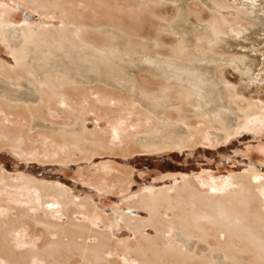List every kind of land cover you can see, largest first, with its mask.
<instances>
[{"label":"bare ground","instance_id":"6f19581e","mask_svg":"<svg viewBox=\"0 0 264 264\" xmlns=\"http://www.w3.org/2000/svg\"><path fill=\"white\" fill-rule=\"evenodd\" d=\"M17 1L58 17L62 22V27L58 29L18 27L4 16L0 8V31L16 59L14 68L6 69L0 65V113L12 116L24 114L30 131L54 130V134H48L51 137L45 132L46 139L59 141L65 152L60 156L42 151L45 160L71 161L74 152H80L84 157L101 152L113 153L115 147L111 142L115 138L122 139L123 133L133 144L126 151L123 149L128 154L139 150L160 152L191 147L202 143L207 135L214 136L212 142L218 144L248 127L256 115L259 119L264 118V0H126V12L134 22V29L131 27L133 32L128 29L132 33L113 24L115 22L98 23L97 10L109 18L123 11L114 4H104V0H96L98 7L90 0ZM82 2L88 3L89 7L81 6L79 3ZM191 5L200 6L201 11H193L199 7L190 11ZM166 6L174 8L172 20L158 13L159 7ZM204 13L210 18L206 26L210 29L203 24L201 27L205 30L201 27L199 30L197 19H201ZM200 22H203L202 19ZM144 23L161 28L156 31L155 45L150 43L144 50L149 68L140 66L138 51L135 50L137 43L134 42L143 38L140 32L145 29ZM164 34H169L171 44L160 37ZM115 40H122L123 46L121 52L117 49L116 55L106 51L119 48ZM229 69L239 71L240 76L251 74L249 80L257 90V96L241 94L244 87H237L226 78ZM140 74H143L140 77L145 80L143 83L138 80ZM95 84L134 98L140 103L144 118L147 117L151 123L143 120L136 127L131 123L132 131L126 133L125 127H122L123 118H120L117 109L107 107L105 102L113 91L96 86L91 89ZM152 84L156 88H152ZM49 108L61 112L62 117L73 118L75 125L66 127L67 121L63 126H48L45 125L48 119L44 124L38 122L41 118L43 122L54 112L49 113L52 110ZM88 114L113 122L112 139L96 130H88L85 125ZM132 117L137 116L130 114L125 122ZM14 119L17 121V118ZM15 125L13 127L17 128ZM0 130L13 149L21 148V151L27 152L39 150L28 147L27 141L31 136L22 129L13 130L0 125ZM40 133H35L36 138H40ZM50 146L58 148L56 144ZM107 177L94 185L103 190L124 191L130 182L129 177L113 175L114 186H111L112 183L108 186ZM168 178H174L173 186L146 189L136 198L135 206L147 210L149 220L134 219L132 216L124 218L129 230L136 235L137 242L131 246L124 245L126 256H123L122 264H264V179L261 175L240 176L230 181L232 183L226 185L228 188L209 186V189H203L202 184L200 186L193 178L182 177L180 182L175 176ZM4 179H0V184H5L7 179ZM8 183L11 185L14 181ZM19 183L18 191L22 194V187L30 185L26 190L34 192L38 200H46V196L50 195L55 197L58 207L60 205L64 209L60 213L64 212L68 219L66 224L59 223L58 219V222L51 220L49 223L46 216L52 214L45 210L46 204L34 205L30 202L31 196L23 194L21 200L14 201H18L21 204L18 207L22 208L21 213H17L18 219H1L0 213L2 264H75L78 260L86 264H115L109 257L111 252L117 251L113 250L116 248L114 235L109 231L100 232L90 220L77 223L76 218L71 216L76 212L72 207L77 202L69 198V191L30 178ZM77 205L83 206L80 203ZM84 206L89 210L93 205L87 207L84 203ZM124 216L118 217L123 219ZM27 220L42 226L44 230L41 231L50 233L54 240L40 247L25 243L29 248L24 249L23 239L20 242L23 232L18 229ZM109 224L114 226L111 219ZM148 227L154 228V237L145 234ZM93 237L98 238L95 239L97 244L91 243ZM118 253L120 255L121 252ZM123 258L121 256L120 259Z\"/></svg>","mask_w":264,"mask_h":264},{"label":"rangeland","instance_id":"374dc122","mask_svg":"<svg viewBox=\"0 0 264 264\" xmlns=\"http://www.w3.org/2000/svg\"><path fill=\"white\" fill-rule=\"evenodd\" d=\"M86 1H88V0H86ZM90 1L94 4H96V6H97L96 0H90ZM103 2H105L104 4H106V3L107 4L110 3L111 5L114 4V6H116L117 8H119L123 11L121 14H116V15L112 16L111 17L112 19H111L109 17H106V15H103L100 11L97 10L96 13H97V16L99 18L96 17V19L98 21L99 20L101 21V22L99 21L98 23H104V24L110 23V24H112L113 22H115L113 24H115V25L117 24V26H122L123 29H125V30L130 29L132 31L134 29V27H133L134 22L131 19V17L128 16V14L126 12L127 8H128V3L126 0H120L118 2H116L114 0H104ZM79 4L80 5L82 4L81 6L85 5V7H89L88 3L86 4L85 2H82ZM79 4L77 5L78 7L80 6ZM170 7H173V6H166V7H161V8L159 7L158 13L167 17L169 20H172L173 19L172 17L175 15V13H174V8H170ZM194 7L195 8L199 7V8L194 9ZM0 8H1V10H3L4 16L10 22H12V23L14 22L13 24L17 25L18 27H23V25H24V27L29 26V28H34V29H37V28H40V29L41 28L58 29V28L62 27V24H61L62 22H61L60 18L58 19V17L55 18V16L43 13V11H41V10H34L32 5H27V4L24 5V3H21L17 0L16 1L15 0H0ZM169 8L171 10L173 9V11H171ZM192 9H194L193 11H197V12L201 11V7L198 5H191V8H189V10L192 11ZM89 10L91 12V9H89ZM206 15H208V14L203 15L201 18L203 22H200L201 19H197V21H199L198 22L199 23V27H198L199 30H200L201 25L203 26V24H204V27H206L207 24L210 23V21H208V20H210V18L207 17ZM195 18H197V17H195ZM134 19H135V17H134ZM109 20H111V21H109ZM169 22L170 21H167L166 23H169ZM198 23L196 22V24H198ZM161 24L164 25L163 22H161ZM159 25H160V22H159ZM144 26H145V29H143L140 32L141 35L143 36V38L141 40L135 39L134 42L137 43L135 46V50L138 51L139 62H141L140 66L145 67V68H149V67H147L148 64L145 62L144 50L147 48V46L150 43L155 45V41L158 37L156 31L158 29H161V28H158L155 25L154 26L149 25L148 23L147 24L144 23ZM204 27H201V30H205ZM206 29H210V28L206 27ZM130 30H128L127 32H131ZM227 32H228V29H227ZM168 36H169V34H164V35H161L160 37L167 44H171V38ZM4 38L5 37L3 36V33L1 32V34H0V65H2L3 67L5 66L6 69L14 68L16 66V64H15L16 59L14 58V53H12L13 50L8 45L7 40ZM114 42H116L118 45H120L119 48H116V47L109 48V49H106V51H111L112 54L116 55L117 49H119L121 52V49L123 48V46L121 45L122 40H115ZM252 55H253V53H252ZM137 62H138V58H137ZM119 65L122 66L121 63ZM239 73L240 72L237 70L229 69L226 72V78L232 84H235L237 87L239 85H242L244 87L243 90L240 91L241 94H243L245 96L256 97L257 96L256 95L257 90H255V88H253L254 85H253L252 81L249 80L251 74L248 75L247 73H243V75L240 76ZM142 75L143 74H140L137 77H138L139 82L143 83V81H145V80L143 78H140V77H142ZM147 81H149V80H147ZM146 83L148 84L149 82H146ZM94 86L99 87L101 90H103V89L106 91L112 90L113 95H118V97H121L119 99H115V97L113 95H109L108 98H106L105 102H106L107 107L109 105L110 108L112 107L114 109L115 108L117 109V112H119V114H120V118L121 119L123 118L124 122H123L122 127L123 128L125 127L124 130L126 131V133H127V131H128V133H130L132 131L130 129L131 123H134L133 124L134 127L138 126L139 123H141V121H143V120L147 121L148 123H151L150 122L151 120L148 121L147 117H145L146 119L144 118L142 108L140 107L141 106L140 103H138L136 100H134V98L132 99L131 96H129V95H127L121 91H118L116 89L113 90V88H110V89L107 87L105 88L102 84H95L92 86L91 89L95 88ZM154 87H155V85L153 86V84H152V88H154ZM115 92H117V93H115ZM122 95H124V96H122ZM123 98H127V99L129 98V99L126 100ZM117 101H119V102H117ZM143 101H145V100H143ZM145 102H147V101H145ZM84 104H86V103H84ZM130 104H132L131 105L132 108L130 107ZM106 105L104 107H106ZM114 105L116 107H114ZM123 106H125L126 108H123ZM127 106H129V107H127ZM49 109L50 110L52 109L51 111H49V113L53 112V111L54 112L50 113V115L48 114L49 115L48 118H46V119L44 118L43 122H41L42 118L40 119V121H38V119H36V120L38 122L44 124L45 121L48 119L47 122H49V123L46 122L47 124L45 123V125L53 126V127L63 126V123L65 124V123H67V121H68V123L66 124V127L67 126L73 127L75 125L74 124L75 120H73V118L65 117V115H64V117H62L61 112H55V110H53L54 108H49ZM152 109H154V108H152ZM136 110H138V111H136ZM140 111H142V112H140ZM141 113H142L143 117H142ZM2 114L3 113L1 112L0 113V119H1L0 122L1 121L2 122L0 123V125L3 128L13 129V130H16V129L21 130L22 129V131H24L25 133H29L28 135L31 136V138H30V140L27 141L28 147L30 148L32 146L31 148L39 149V150H31V151L27 152L25 150L21 151V150H23L21 148L13 149L14 147L10 146L8 141L4 140V138H6V137L2 133V131L0 130V133H1L0 134V143H1L0 144V175H2L0 179L3 180L4 177H5V179H7V181L4 182L5 184H0V191H1L0 192V198H1L0 199V213L2 212L1 213L2 215L0 214L1 219L2 218L6 219V220H13L12 218H15L14 220H16V218L18 219L17 213H19V212L21 213L22 208H20L21 204L18 201L15 202L16 204L14 203V201L21 200L24 197L23 194H25L26 196L27 195L31 196L30 202L33 204L34 203L37 204V206H40V205L44 206L46 204L45 210H47L48 214H52V216L50 215V217H52L51 219L49 216H46L47 218H49V219H47V220H49V223L52 221L58 222V220H59V223L66 224V222H67L66 219H68V218L63 214L64 212L60 213V211L61 210L64 211V209L60 205L58 207L55 197H53L51 195L46 196V200L45 199L42 200V198H40L39 199L40 203H39V200L34 196L35 193L27 191L30 188V185H25L24 187H22L23 188L22 190H24V191H22V192H24L23 194L20 191H18L19 187H17V185H20L19 182L22 181V179H28V178L33 179L37 182H44V183H48V184H51L54 186L56 185V187L58 186L57 187L58 189L60 187V189H62V190L69 191L68 192L69 198L74 199L73 201L75 203L77 202L75 204V206L72 207L74 210H76V212L73 213L75 215H73V214L71 215L72 217L76 218L75 220L77 223H83V222L87 223L90 220V222H92V223L94 222L93 223L94 226L96 225L97 230H99L100 232L101 231H104V232L109 231L112 234V236L114 235L113 238H114L115 243H116L115 244L116 248H114L113 250L114 251L117 250V251L111 252L112 255L114 254L115 256L114 255L112 256L110 254L111 256H109V257H110L111 261L115 262V264H122V262L124 263L123 256L124 257L126 256V253L124 251L126 246H124V245L126 244L128 246H131V245L136 244V242H137L136 235L133 234L134 232L132 230H129L130 228L126 225L127 223L124 221V218L126 216H128V217L132 216L134 219H139V220L142 219V220L146 221V220L150 219V217H149L150 214L147 210H146L147 211L146 212L145 210L138 208L134 204L135 201L138 200L136 198H138L139 193L142 192L143 190H146V189L159 190V189L169 188L170 186H173L174 178L173 179L168 178V176H175L177 179H179L178 180L179 182H180L182 177L193 178V180L195 182H198V184L200 186L202 184L201 187L202 188L204 187L203 189H209L208 188L209 186H210V188L212 186L213 187H219V188L220 187L222 188V186H223V188H228V187H226V185L227 186L230 185L233 182L232 180H234L235 178H238L240 176L249 175V174H254V173L261 175L262 179H264L263 178L264 177V120H263L264 118L259 119L258 118L259 115H256L257 117L256 116L253 117V119H252L253 121L248 125V127H245L244 129L235 133L227 141L219 142L218 144L212 142V140L214 139V136L212 137V135L211 136L207 135V136L203 137L204 139H203L202 143L196 144V145L191 146V147L188 146V147H183L181 149H176V148L165 149V150H161L160 152H158V151L157 152L156 151L155 152L154 151L148 152V151L139 150V151L131 152L128 154L125 151L127 149H129L128 146H131L133 144L130 143L131 141H129L128 136L125 133H123L122 139L115 138V140L114 139L112 140V142H111V143H113L112 146L115 147L113 153L112 152H101L99 154H95V155L90 156V157H84L80 152L79 153L74 152L73 153V158H74L73 160L67 161V162H61V161H56V160H51V161L48 159L45 160V158H43V156H45V154H43L42 151L47 150L48 152L57 153L60 156L63 154V152H65L63 150V147H61L62 144L59 143V141L53 142L52 140L46 139L48 134L52 135L55 133L54 130L48 129L49 132L47 131V129H44V130L40 129L39 131L38 130L30 131L29 130V123L27 124V122H29V121L27 118L25 120L26 116L24 114H23L24 116L22 114L21 115H13V116H12V114H7V113H4L3 115ZM53 114L55 115L54 118H53ZM130 114L131 115L135 114V116H137V117H132V118L128 119L129 121L125 122V118H127ZM8 116H9V118H8ZM58 116L60 119L58 118ZM55 117H57V119ZM262 117H263V115H262ZM14 118H17V121ZM21 118H23L26 122L24 120H22ZM20 119L22 121H20ZM51 119H53V120H51ZM67 119H69V120H67ZM85 119H86L85 125L88 128V130H90V131L96 130L104 136H107V137L110 136L111 137L110 139H112L113 133H111V131H112L111 126H112L113 122H110V120L105 119V118L97 117L94 114L86 115ZM5 121H7V122L5 123ZM12 121L13 122L15 121V122L13 123ZM18 121H19V123H22V122L23 123L19 124ZM132 121H134V122H132ZM8 122H9V124H8ZM10 122H12V123H10ZM52 122L53 123L55 122V123L52 124ZM252 123H254V125ZM14 124H16L15 126H18V127L17 128L13 127ZM127 124H129L128 125L129 127H127ZM21 125L22 126L25 125V126L22 127ZM250 125H252V126H250ZM37 131L39 133L42 131V133H43V134L40 133V138L39 137L36 138V136H35V133L39 134ZM45 132H46L47 136H46ZM33 134H34V136H33ZM124 134H125V136H124ZM51 135H49L48 137H51ZM33 137L35 140L33 139ZM125 137H127L126 140H123ZM117 140L119 142H117ZM39 141H41V142L37 143ZM51 142H53V144ZM41 143H45V144H41ZM46 143H48V144L50 143V144L48 145ZM6 144H8V145H6ZM55 144L57 145L58 148H56ZM50 145H54L55 146L54 148H56L57 152H55L54 148H51ZM33 146H36V147H33ZM40 151L42 154L39 153ZM24 152H26V153H24ZM34 152H36V153H34ZM31 153H34V154H31ZM37 153H38V155H37ZM25 154L28 156H26ZM46 154L48 155V153H46ZM23 155H24V157H23ZM29 155L30 156L32 155L33 158L30 157ZM39 155H40V157H38ZM81 155H82V157H81ZM25 156H26V158H25ZM105 174H107V175H105ZM113 175L121 176V177H124L126 179H127V177H129L130 182L128 183V185L125 186L124 191L123 190L120 191L117 189H112V191H109L108 189L103 190L101 188L99 189L98 187H96L94 185L98 181L103 182V180L105 179L104 176L105 177L108 176L106 178L108 186H110V183H112L111 186H114L115 181L113 180L114 179ZM13 181H14V183H11V185H9L10 183H8V182H13ZM230 181H232V182H230ZM25 192H27V193H25ZM18 193H20V194H18ZM15 194H18V195H15ZM6 203H8V204L6 205ZM47 203L49 204V206ZM79 203L83 204V206H84V203H86L87 207H88V205H93V206H92V208H90L88 210L85 206L83 207L82 205H77ZM33 204H31V206ZM18 205L20 207H18ZM57 209H58L59 214L57 213ZM92 209H93V211H92ZM53 210L56 212H54ZM53 212H54V215H53ZM89 212H91L92 214ZM87 213H89V214H87ZM81 214H83V216ZM122 215L123 216L125 215L123 217V219H121V217H118V216H122ZM55 217H57V218H55ZM105 218H107V219L105 220ZM110 219H111L112 223H114V226H111L109 224ZM34 225L36 226V224H34V221L31 222L30 220H27L24 223H22L20 225V228L18 229L20 231V233L23 232L21 234L20 242L22 243V239H23L22 244L26 245L24 249L29 248V246H27V244L29 242H30V244H28V245L32 246V244H33L34 246L38 245V247H40V245L42 246L45 243L49 244L50 242H52L53 237L52 238L50 237L51 236L50 233L48 235L45 232H42L44 230V228L42 226H36L35 227ZM31 227H34V228L32 229ZM40 228H42V229H40ZM152 228L148 227L146 229L145 234L147 233L148 236L154 237L155 236L154 235L155 234L154 228L153 229ZM33 230H34V232H33ZM24 231L27 234H25ZM41 233L44 234L43 235L44 237H42ZM35 234H37V235H35ZM39 234H41V235H39ZM39 237H41V238H39ZM95 239L97 240L98 238L93 237L91 239L92 244H97V241ZM39 240H40V242H39ZM134 240H135V242H134ZM25 243H27V244H25ZM119 243L120 244L123 243V244L120 245ZM122 245H123V248H122ZM118 248H120V250H118ZM121 248H122V250H121ZM118 252H121L120 255L122 256L123 259H120L121 256L119 255ZM116 261H118L119 263H117ZM0 263L2 264V262H0ZM75 264H86V263L82 262L81 260H78Z\"/></svg>","mask_w":264,"mask_h":264}]
</instances>
